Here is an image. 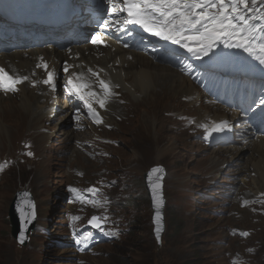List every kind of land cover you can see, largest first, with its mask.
<instances>
[{
    "label": "rangeland",
    "instance_id": "rangeland-1",
    "mask_svg": "<svg viewBox=\"0 0 264 264\" xmlns=\"http://www.w3.org/2000/svg\"><path fill=\"white\" fill-rule=\"evenodd\" d=\"M6 1L0 0V5ZM250 7L264 9V0ZM260 23L264 27V20ZM259 42L264 44V32L258 33ZM221 47L232 56L230 48ZM163 68L169 69L167 76L180 74L165 66L151 67L154 73ZM211 80L218 82V90L230 88L232 82ZM235 83V90L242 88L249 100L264 99V81ZM155 85L175 89L173 81ZM127 86H119L107 110L101 109V124L94 123L80 104L69 105L73 113L59 115L50 125L45 122V104L32 127L4 110L0 264H264V175L253 173L259 165V172H264V146L252 145L241 152L235 142L220 146L212 138L210 147L205 145L214 120L229 123L228 110L214 103L210 92H199L200 100L190 103L185 94L176 92L172 100L167 91L156 90L139 104L145 100L143 94L132 95ZM13 97H0L1 104L17 109L20 97ZM209 121L213 122L201 128ZM154 165L165 170V230L160 245L153 236L143 185V174ZM90 188L98 191L89 192ZM19 191H28L36 206V226L26 246L11 237L8 216ZM93 200L100 203L94 206ZM93 215L107 217L104 231L87 228Z\"/></svg>",
    "mask_w": 264,
    "mask_h": 264
},
{
    "label": "snow or ice",
    "instance_id": "snow-or-ice-1",
    "mask_svg": "<svg viewBox=\"0 0 264 264\" xmlns=\"http://www.w3.org/2000/svg\"><path fill=\"white\" fill-rule=\"evenodd\" d=\"M107 3L112 6V10L107 13L108 22L100 25L102 31L113 24L119 27L121 24L120 13H126V18L123 20L124 24L140 25L144 31L185 48L196 59L208 56L214 51L216 44L242 49L252 54L256 51L254 45L257 42V34L264 32V27L251 22L252 20H264V16L252 17L244 14L245 12L264 11L261 8L250 7V5L255 6L257 0H122V4H120V0H107ZM118 4H120L119 7H117ZM190 42L193 43L190 44ZM90 43L96 45L105 42L100 39L98 34L91 38ZM124 46L128 47L127 44ZM259 50L264 53V44H261ZM258 63L264 66V56L258 58ZM36 67L40 68L41 65L37 64ZM42 67L47 74L46 78L43 79V84L50 85L54 89L55 72L49 70L47 63H43ZM63 71L65 73L69 71L67 62H65ZM87 72L91 77H95V82H98L101 91H94L95 82L85 79L83 72L72 73L75 81L71 77L69 78L67 82L68 91L70 95L74 94L77 99L84 103L93 122L101 124L103 121L93 105L95 103L99 105L100 109H105L115 93L112 91V86L100 77L99 72L92 68H88ZM27 80V76H13L5 68L0 67V91L17 92L18 85ZM33 86H35V82ZM260 103L264 105V99ZM228 128L227 122H221L219 125L211 127L205 138L207 139L213 133H220ZM28 155L31 156L32 153L29 152ZM2 167L0 166V168ZM153 171L159 172L161 170L154 169ZM160 187L158 178L152 186L153 204L156 206L154 222L162 220L160 207L164 201ZM72 191L76 192V189H72ZM88 191L96 193L98 190L90 188ZM261 195L264 196V193ZM254 202L261 203V201ZM92 203L95 206L100 202L93 200ZM247 203L248 201H244L245 205ZM74 219H79V217H74ZM106 220V216L97 217L93 215L88 223L92 227L104 231L102 222ZM160 230L157 227L156 232L159 233ZM106 234L115 235L116 233L109 232ZM242 235L246 236L247 233H242ZM157 238L159 239V236ZM20 242L23 243V239Z\"/></svg>",
    "mask_w": 264,
    "mask_h": 264
},
{
    "label": "bare ground",
    "instance_id": "bare-ground-1",
    "mask_svg": "<svg viewBox=\"0 0 264 264\" xmlns=\"http://www.w3.org/2000/svg\"><path fill=\"white\" fill-rule=\"evenodd\" d=\"M26 1L27 0H22V5L19 8L10 9V11H12L15 16H17L19 14L20 15L21 14H27V17L22 18L19 21L16 20L14 17H12V18L8 17V19H11L12 21L5 20V21H2L1 23H8V26H10V27H19L22 24L23 25H27V24L34 25V24H30V22L31 23L36 22L33 14L38 9L43 8L44 4L48 3V1H50V0H28L29 1L28 7H26L24 5V2H26ZM32 20H34V21H32ZM20 23H22V24H20ZM121 34H122V31L116 32V37L123 38V37H121ZM166 42L168 44L164 48L172 47L173 49H175L178 46L177 44H173L170 41H166ZM111 48H112V46H108V49H106V47H105L103 49L95 50L94 47H74V48H71V53H67L66 51H56L53 47H50V46H44L42 48L30 51V53L27 55V57H24L21 53H13L10 55H1L0 56V67L5 68V70L13 76H17L16 75L17 69L25 68L23 70L24 76L28 77V81L34 82L35 80L32 78L34 75V70L31 68H26V67L32 66L34 69H37V67H36L37 64H40L42 67L43 63H47L54 70L55 79H57V77L60 76V63H64L66 61L67 65L70 68L69 69L70 74L67 76L66 83H65V85L68 88H69V85L67 84V82H68L69 78L71 77L75 81V77L72 76V73L83 72L85 74V79H88L90 82H95V77H91V75L87 72L88 68H92L93 70L99 72L100 77L112 86V91L115 90L114 87L119 82H121L124 85L125 84L127 85L126 82H128V86H127L128 88L126 87L125 90H127V92L131 93L132 95L136 94L138 91H141V94H143L142 98H144L145 100H143V101L138 100L136 103L145 102L147 100L149 93H151V94L157 93L156 90L158 92L160 90L167 91L168 92L167 95L171 99H172V96H174V93L178 92L179 94H181L183 96L185 94L184 97L191 99L193 102H190V103H195V101L199 100V98H200L199 92L200 91L198 92L197 88L189 81V79L183 77L181 74H179V76L177 78L167 76V72L169 71V69H166V68L159 69V70H157L156 73L153 72L151 67H153V66L159 67L160 65H165V64H167L168 68L173 70V72H172L173 74H175V71H176V69L174 67H170V65H168V62H166V60L164 58H162V59L159 58L157 56V54H155V52H151V51L145 49L146 55H139L133 59H127L123 55L120 54L121 51L114 49V48H112V51H110ZM130 52L132 53V55L135 53V51H133V50H131ZM132 57H134V56H132ZM165 58H168V56H166ZM191 58L194 59L195 57L192 55ZM36 60H38L37 64H35V63L33 64V62ZM42 61H45V62H42ZM82 62L84 64L80 65V63H82ZM202 64H204V65H201V66H206L205 63H202ZM124 66H127V68L125 69ZM167 66H165V67H167ZM141 67H143V68L141 69ZM217 67L221 68V66H219V65H217ZM227 68H228V66H227ZM101 70H103V71H101ZM247 73H251V75L256 74V72L252 69H243L242 70V74L244 76ZM36 75L41 76V73L36 72ZM168 81H173L175 89L171 90L167 87V85H165L163 87L155 85L156 83H167ZM33 87L37 91L41 90L40 82L39 81L35 82V86H33ZM132 87L134 89H136V88L137 89L134 92H132L131 91ZM55 88H58V83L56 81H55ZM47 89H48V96L49 95L53 96L54 95V89L50 85L47 87ZM99 89L100 88H99L98 82H95L94 83V91H97ZM210 92L213 94L214 90L212 89V90H210ZM215 93H216L215 102H222V104L225 106H227L232 101L236 102V99L233 100L231 97H226V100L221 101L220 100V96H221L220 92L217 90ZM1 94L3 97L9 95L8 92H1ZM18 97H20L18 99L20 101H19V104L17 105L18 107H16L17 109H15V110H12L11 108H8L5 105L3 106V104H1L2 101H0V134H2V135L4 134V127H3L1 122L4 121V110H5V112H8L9 114L15 115L17 117L18 121H22V123H26L27 125H30L31 127L35 126V123H37V120H39L37 112L40 109H42V107L45 105L44 103L41 102L42 97L38 96L37 94L35 95V93L33 91L28 90L26 88L22 89V91L18 95ZM13 98H15V97H13ZM49 99H51V98L49 97ZM172 100H174V99H172ZM64 103H65L64 106L63 105L62 106H56L54 108V110H55V113L53 114L54 117L57 114L62 113L63 110H65L67 108V106H69L66 100ZM75 103H83V102L82 101L80 102V100L77 99L76 96L74 95L73 104H75ZM208 107H209L208 108L209 110H212L213 108H217L215 106H208ZM240 107H242V106H240ZM96 110L98 112H100L98 108H96ZM104 110H107V109H104ZM134 114H136V113H134ZM167 116H170V115H167ZM160 117H162V116H160ZM231 121H234V122L237 121V114L236 113H233V115L231 116ZM192 122H193V120H192ZM221 122L222 121L217 120V119L214 120V123H216L217 125H219ZM126 123H128V122H126ZM125 127L126 126H124V129H125ZM241 129H242L241 135H243L245 137L247 136V138L249 140L253 139L254 136H256L255 133H253V131L250 128L243 127ZM246 131H247V133H246ZM101 132H103V131H101ZM223 134H224V131L220 132V133H215L214 136L211 137L212 141L218 142L221 139V141L222 140L229 141V142H227L228 144L235 142V146L239 147L241 152H244V151L248 152L247 150H249L252 145H258V147L264 146V137L257 136L254 141L253 140L249 141L245 145H241V144L238 145L237 144L238 140L236 139V135L230 133V134H227L226 136H223ZM4 137H5L4 135H3V137L0 135V140L2 141L4 139ZM136 137L139 138V135H137ZM247 138H245L242 143H244ZM102 141H103V139H102ZM147 143L149 144V142H147ZM249 156H248V158H249ZM255 162H257V161H254V163ZM210 163H211V165L213 164L212 162H210ZM108 165H109V163H108ZM259 169L262 170L261 165H259L257 168H255V170L253 172V166H252V172L254 173V175H259V174L264 175V172H259ZM94 171H96V170H94ZM115 175H117V174H115Z\"/></svg>",
    "mask_w": 264,
    "mask_h": 264
},
{
    "label": "water",
    "instance_id": "water-1",
    "mask_svg": "<svg viewBox=\"0 0 264 264\" xmlns=\"http://www.w3.org/2000/svg\"><path fill=\"white\" fill-rule=\"evenodd\" d=\"M154 169H160L159 172H154ZM165 177L164 167L161 165H154L145 171L143 174V185L146 190L147 198L149 200V207L152 211V225H153V236L158 245L161 244V238L165 230V218H164V208H165V198L163 194V179ZM159 178L160 191L163 198V205L160 207L162 220L160 222H154V217L156 213V206L153 204V191L152 186L157 182ZM27 193V195H25ZM35 203L28 191L16 192L14 198L10 204L8 216L10 218L11 226V237L21 246H26L29 241V235L34 230L36 226V210ZM88 226L92 229L89 223ZM103 226V223H102ZM157 227L161 230L159 233L156 232ZM159 236V239L157 238ZM23 239V243L20 240Z\"/></svg>",
    "mask_w": 264,
    "mask_h": 264
}]
</instances>
